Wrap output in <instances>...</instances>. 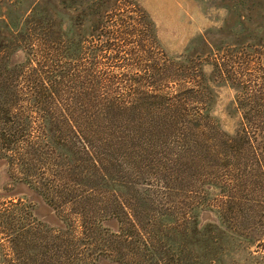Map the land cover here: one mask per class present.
Returning a JSON list of instances; mask_svg holds the SVG:
<instances>
[{"label":"trees","instance_id":"obj_1","mask_svg":"<svg viewBox=\"0 0 264 264\" xmlns=\"http://www.w3.org/2000/svg\"><path fill=\"white\" fill-rule=\"evenodd\" d=\"M120 21L87 47L37 36L30 45L43 48L0 69V160L61 221L45 223L21 197L0 200V264H185L181 254L213 264L229 243L264 246V39L213 58L212 74L236 90L240 119L228 133L208 103L179 96L174 114H159L150 88L93 63L127 35ZM162 173L190 200L174 220ZM204 210L214 219L200 223Z\"/></svg>","mask_w":264,"mask_h":264},{"label":"rangeland","instance_id":"obj_2","mask_svg":"<svg viewBox=\"0 0 264 264\" xmlns=\"http://www.w3.org/2000/svg\"><path fill=\"white\" fill-rule=\"evenodd\" d=\"M120 19L127 35L121 43L119 38L113 39L111 49L102 52L105 57L99 56L93 63L125 72L123 83L150 88L144 98L153 100L150 97L155 95L154 100L166 107L155 112L174 114L179 96L187 102L202 101L208 103L205 112L218 120L222 129L233 133L240 119L236 90L229 81L212 74L213 58L226 51L236 54L243 42L253 45L264 39V0H246L245 4L238 0H0V69L22 62L30 48H43L30 45L38 43L34 41L37 36H59L69 42L73 39L77 46L81 40L87 47L86 40L92 36L120 27ZM88 53L85 56L90 59ZM194 74L197 76L193 79ZM193 83L202 87L200 94L188 92ZM151 90L157 94H151ZM160 177L172 188L162 208L171 206L174 220L190 200L175 192L174 181H168L167 173ZM160 195L163 202L164 193ZM10 197L25 199L45 223L61 224L37 192L10 180L0 160V200ZM211 219V211L201 212L200 223ZM173 225L177 227L178 221ZM112 227H117L115 221ZM225 248L230 256L224 255L221 263L213 264H264L261 244L235 241ZM175 253L174 249V259ZM182 255L187 264L188 255Z\"/></svg>","mask_w":264,"mask_h":264}]
</instances>
